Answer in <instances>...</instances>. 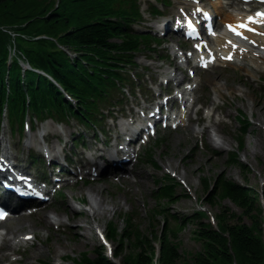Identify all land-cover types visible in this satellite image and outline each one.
<instances>
[{
	"label": "trees",
	"instance_id": "16d2710c",
	"mask_svg": "<svg viewBox=\"0 0 264 264\" xmlns=\"http://www.w3.org/2000/svg\"><path fill=\"white\" fill-rule=\"evenodd\" d=\"M15 1L0 0V120L6 110L10 123L19 128L26 117L31 121L47 116L75 118L86 124L95 121L99 103L108 102L119 90L120 82L129 75L128 67L135 65L134 53L142 44L146 46L147 38L130 29L138 14L136 6L128 0H58L56 4L49 0L36 7L38 14L27 20ZM9 31L30 37H15L19 53L44 74L22 70L16 59L8 63ZM232 162L240 163L237 157ZM204 186H208L206 181ZM260 190L222 176L208 193L210 202L213 197H225L247 216H254L252 224L222 208L214 216V227L210 221L204 222L205 211L197 209L184 219L177 218L174 227L167 221L161 229L151 227L148 235L129 225L127 219L120 231L109 224L105 236L117 239L112 254L119 264H178L181 254L174 240L185 223L197 221V234L206 241V249L185 264H264V183ZM173 192L168 185L160 195L172 199ZM154 242L158 244L156 257ZM98 247L92 256L84 255L80 264H116L106 255L104 244ZM127 248L134 253H126Z\"/></svg>",
	"mask_w": 264,
	"mask_h": 264
},
{
	"label": "rangeland",
	"instance_id": "374dc122",
	"mask_svg": "<svg viewBox=\"0 0 264 264\" xmlns=\"http://www.w3.org/2000/svg\"><path fill=\"white\" fill-rule=\"evenodd\" d=\"M48 1L49 0H17L14 2V6L19 8L20 12H23L27 20H31L35 17L34 15L36 13L38 14L36 7H43ZM54 1L56 4L58 0H51L50 4ZM141 1L144 2L143 8H145L147 0ZM50 4L48 6H50ZM144 27L145 26L141 23L134 25V28L137 30L144 29ZM3 29H7L6 32L9 30L8 27H4ZM142 52L143 53L139 54L137 61L143 64L144 62H152L146 59L144 55L149 54L150 57H153L159 54L160 50L157 52ZM152 70H156L155 67H152ZM216 74H219L218 81H223L225 85L224 83L222 85L226 88L228 87L227 89H235L237 85H240V88H242V85L245 87V89L242 88L245 90V92L243 91V96L240 97L237 95V97L234 98L232 95V99L234 100L232 111H234V109L238 112L240 111L247 125L243 147L239 149L234 145L232 138L228 134H223V139L226 140L224 151L228 146H231L240 163H229L226 160L227 157L225 152L222 154L223 159H221V162L217 165L212 164V161L215 163L220 160V158L214 159V157H212L211 161L210 155H207L205 152H200L201 154L195 153L191 158L187 157L192 147L191 141L187 140V133L182 129L171 132L165 142L155 146L151 152L152 158L162 168H160L159 171H153L147 178H144L142 181L143 184L139 188L143 191L146 198L145 205L138 202V210L140 211L138 214L139 218L136 219V221H138L137 224L140 233L148 235L151 227L161 229L165 224L163 215H157V218L154 219L149 217L151 214L149 213V208H158V200L152 198L148 192L161 184L160 180L163 179L162 177L166 170L172 171L177 177H180L181 184L175 185L173 192L174 198L170 200H161L162 202H160L159 208L162 212L165 210L166 213H175L177 216L184 219V216L190 215L197 209L203 210L207 214V217L204 219L206 223L210 221L209 215L214 217L222 208H226L241 216L242 220L247 224H252V222L255 221L254 216H247L240 207L236 206L228 198H222L221 196L213 197L214 202H210L208 193L214 185L215 180L222 176L226 177L228 180L246 184L260 191L259 186L264 179V87L260 90L257 86L253 85H249V88L246 86L248 83L244 82L242 84V78L238 76L233 68L226 69L225 71H222L221 68H215V74L211 75L212 81L217 80ZM46 123L50 125L47 126L45 125ZM72 123L75 124L74 122ZM235 125L238 127L239 122H235ZM55 126L57 125L44 122L39 124L38 128L40 130L43 129V131H55L52 130ZM60 130L68 137L72 129H69L67 125H60ZM30 133L37 135V131L32 132L31 130H27V134ZM241 164L244 165V168L241 167ZM156 180L160 183L156 182ZM204 181L208 183L207 187L204 186ZM132 189L135 191V194L138 195V190H135V188ZM120 191L121 190L118 191L115 186L110 183L91 185L78 184L75 187L67 188L66 192L68 194H66L65 200L68 203L66 205V211L72 219L70 220L73 231L72 235L71 233L62 232L53 234L50 239H47L46 235L43 233L44 231L40 228L43 227L41 219L36 216L24 217L21 219L19 223H21L22 226H15L17 228L15 231L13 230V222H15L13 219L16 218L12 217L13 219L5 221L3 226L7 228L6 230L9 229V231H13L10 235L13 238H16L18 235L21 236L24 231H33L37 234L34 244L27 247L22 253L24 263L74 264L72 258L80 262L84 255L92 256L95 253L94 249H97V251L99 250L98 246L101 244V238L97 234V229H100L105 236L110 232L109 224L113 226L116 225L119 231L123 227L124 221L119 215L120 213L130 210V205L124 203V196ZM78 198H83L82 200L84 203H78L76 201ZM93 206L103 208V211L96 212L95 215ZM64 211L65 209H63L61 213ZM62 215H65V213ZM257 217L258 216H256V218ZM199 226L197 221L185 223L178 233V238L174 240L181 254V259L178 260V264H185L195 255L206 249V241L197 234ZM116 242L117 239L108 241L107 255L110 254ZM127 249L126 253H134L132 249ZM28 256L29 258L32 257L30 258L31 262H29L30 260H26ZM37 258L40 259V263Z\"/></svg>",
	"mask_w": 264,
	"mask_h": 264
},
{
	"label": "bare ground",
	"instance_id": "6f19581e",
	"mask_svg": "<svg viewBox=\"0 0 264 264\" xmlns=\"http://www.w3.org/2000/svg\"><path fill=\"white\" fill-rule=\"evenodd\" d=\"M181 1V5H180V7H184V6H187V5H189V2L187 1V0H180ZM222 0H219L218 2H217V4L221 7L222 6ZM222 8V7H221ZM214 12H216V11H214ZM220 12V11H219ZM217 13V12H216ZM218 14V13H217ZM215 42H216V45L217 46H219L222 42H223V38L222 37H217L216 39H215ZM260 45H264V38L262 39V41L260 42ZM261 58H262V60H263V56H261ZM261 58H259V57H255L254 55H253V53L251 52L250 53V55H249V60H248V62L249 63H253V62H259L260 60H261ZM221 88H223V87H221ZM238 90V89H237ZM240 90V89H239ZM187 98V97H186ZM93 212H94V214L96 215V212H102L103 211V208H98V207H96V206H93ZM21 219H23V218H21V216L20 217H18L17 219H13V220H15V222H13L14 224H13V230L15 231V229H17L15 226H20L21 225V223H19L20 222V220ZM19 220V221H18ZM22 226V225H21ZM29 226H30V224H29ZM12 229V228H11ZM11 233L13 232L12 230L10 231ZM8 235V234H7ZM6 235V236H7ZM4 239L7 241V243L9 244V245H11V242H10V237L8 236V237H4ZM157 256V252L155 253V257ZM117 261V260H116ZM118 262V261H117ZM119 263V262H118Z\"/></svg>",
	"mask_w": 264,
	"mask_h": 264
},
{
	"label": "snow or ice",
	"instance_id": "6c2138e0",
	"mask_svg": "<svg viewBox=\"0 0 264 264\" xmlns=\"http://www.w3.org/2000/svg\"><path fill=\"white\" fill-rule=\"evenodd\" d=\"M258 15L264 16V13H258ZM249 19H250V22H254V21H252L251 18H249ZM239 27H244V28H246V25L241 24V25H239ZM229 28H230V30L235 31V29H234L232 26H229ZM249 30H251V29H249ZM236 34H237V35H240V33H238V32H236Z\"/></svg>",
	"mask_w": 264,
	"mask_h": 264
}]
</instances>
